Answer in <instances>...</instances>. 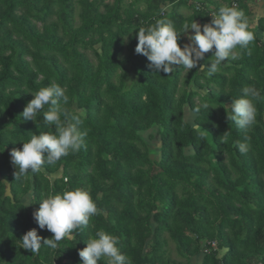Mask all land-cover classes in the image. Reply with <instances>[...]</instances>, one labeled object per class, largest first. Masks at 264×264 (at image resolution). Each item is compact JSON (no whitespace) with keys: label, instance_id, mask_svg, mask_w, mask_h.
I'll return each instance as SVG.
<instances>
[{"label":"trees","instance_id":"trees-1","mask_svg":"<svg viewBox=\"0 0 264 264\" xmlns=\"http://www.w3.org/2000/svg\"><path fill=\"white\" fill-rule=\"evenodd\" d=\"M247 1L237 7L248 18ZM223 5L232 0H0V264H82L79 251L100 230L119 237L132 264H191L198 256V264H264V35L250 26L255 39L211 76L179 65L153 73L135 52L139 28L161 18L178 29L193 20L203 26ZM257 27L264 34V20ZM52 83L82 119L85 142L55 165L15 177L11 150L47 131L48 106L36 121L22 112ZM244 86L261 99L256 123L242 130L227 111ZM196 109L194 131L186 112ZM245 136L250 149L241 153L236 143ZM78 187L90 190L98 214L55 249L20 247L33 228L53 235L34 219L39 199ZM28 193L34 202L25 207Z\"/></svg>","mask_w":264,"mask_h":264},{"label":"clouds","instance_id":"clouds-1","mask_svg":"<svg viewBox=\"0 0 264 264\" xmlns=\"http://www.w3.org/2000/svg\"><path fill=\"white\" fill-rule=\"evenodd\" d=\"M260 2L264 4V0ZM211 17V21L203 26L193 20L183 24L180 29L170 19H157L154 24L138 29L135 52L147 57L153 73L163 72L170 75L179 65L188 70L206 69L211 76L220 69L222 62L229 58H239L237 48L245 49L255 39L249 19L237 6L223 5ZM189 29L194 31L189 32ZM181 33L186 34L188 40L183 47L178 43ZM209 51H212L211 57L214 58L200 63ZM33 95L34 98L26 104L22 112V119L36 121L38 114L48 106L47 111L43 112L47 131L41 130L38 135L32 133L27 142L23 141L21 149L11 150V162L16 168L15 177L29 171L36 173L45 163L55 165L70 152L79 151L87 135L86 130H80L83 123L80 116L65 107L69 97L62 86L52 83L40 88ZM260 99L257 88L244 86L241 96L233 99L230 104L228 119L239 129L250 128L256 123V104ZM198 111L196 109L187 117V120L192 121L194 131L201 127L195 122ZM219 139L226 144V132ZM249 141L250 138L245 136L244 142L236 143L239 152L249 151ZM31 197L32 193L25 197V207L34 202ZM39 202V208L33 213L34 219L40 229L46 228L53 235L45 239L38 235L35 228L28 230L20 239V247L32 253H38L42 246L57 248L62 239L71 238L75 229L86 226L90 218L99 211L90 190L83 187L50 192L42 196ZM118 244V236L104 230L97 231L94 237L86 241L87 246L79 251L82 264H100L102 259L106 260V264H132L131 259L121 252Z\"/></svg>","mask_w":264,"mask_h":264},{"label":"crops","instance_id":"crops-1","mask_svg":"<svg viewBox=\"0 0 264 264\" xmlns=\"http://www.w3.org/2000/svg\"><path fill=\"white\" fill-rule=\"evenodd\" d=\"M218 1L222 3V0ZM247 5L250 10V15L248 17L250 26L256 28L257 33L263 36L264 34L260 32V29H257V26L259 20H264V14H262V11H264V4H262L260 0H249L247 1Z\"/></svg>","mask_w":264,"mask_h":264},{"label":"rangeland","instance_id":"rangeland-1","mask_svg":"<svg viewBox=\"0 0 264 264\" xmlns=\"http://www.w3.org/2000/svg\"><path fill=\"white\" fill-rule=\"evenodd\" d=\"M108 1L111 2L112 0H108ZM189 32H191V31H189ZM187 42H188V40H187V37H186V39H185V43H187ZM190 113H191V112H189V111L186 112V120H187V117H188V115H189ZM188 121H189V120H188ZM189 122H192V121H189ZM154 143L156 144V142H154ZM156 146H157V145H156ZM152 153H154V151H153ZM23 201L25 202V198H24ZM171 248H172V250L174 249L172 245H171ZM172 257H173V258H176L175 252H173ZM200 259H201V258H200L199 256L196 257V258H193L192 261H191V264H198V263L200 262Z\"/></svg>","mask_w":264,"mask_h":264},{"label":"built area","instance_id":"built-area-1","mask_svg":"<svg viewBox=\"0 0 264 264\" xmlns=\"http://www.w3.org/2000/svg\"><path fill=\"white\" fill-rule=\"evenodd\" d=\"M232 5L238 6L237 0H232ZM211 249L216 250L217 249V243L214 241L210 244ZM210 250L207 248L203 249L204 253H208Z\"/></svg>","mask_w":264,"mask_h":264}]
</instances>
